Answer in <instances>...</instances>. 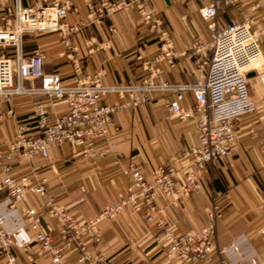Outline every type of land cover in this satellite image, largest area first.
<instances>
[{"label": "crops", "instance_id": "crops-1", "mask_svg": "<svg viewBox=\"0 0 264 264\" xmlns=\"http://www.w3.org/2000/svg\"><path fill=\"white\" fill-rule=\"evenodd\" d=\"M54 0H0V28L10 19L17 4L46 5ZM68 8L64 23L73 30L44 35H26L23 53L30 56L41 52L46 73H58L67 84L78 78H98L104 85L138 83L159 70L158 78L177 85L203 80L205 62L212 56V32L199 10L210 0H138L116 11L113 4L129 0H59ZM140 4L154 12L161 26L146 23L140 15ZM252 18L262 32L264 51V1L239 0L221 5L217 12V29ZM170 30L168 50L164 58L161 32ZM204 44L200 53L190 49L193 38ZM248 90L256 111L235 122V146L219 163L209 167L208 180L199 193L189 197L174 194L179 213L168 217L181 233L198 232L206 225L215 198L219 199V217L215 230L217 249L213 260L226 258L231 262L246 260L264 264V72H252ZM38 81L25 82L26 87ZM158 93L154 101L139 108L117 111L109 125L108 136L97 139V154L89 157L65 143L52 144L49 156L28 160L15 155L0 164V214L15 241L29 242V249L13 248L19 264H52L48 255L39 257L35 242L36 230L26 221V211L35 208L41 215L42 229L60 243L61 226L48 215L49 201L64 206L80 220L96 218L105 205H115L130 192L131 179L124 169L131 164L150 175L153 167L173 164L180 167L184 153L198 142L196 119L181 120L164 108ZM115 95L106 96L104 103L118 102ZM36 103H48L43 95L17 96L12 104L15 116L0 118L1 149L8 151L16 118H26ZM193 94L187 92L183 106H193ZM50 111H66L58 102ZM5 168L15 177L29 176L33 182L44 180L47 195L27 194L24 201L13 206L2 187ZM182 179V174L178 175ZM101 239L88 242L94 256L102 255L112 264H184L171 254L164 236L142 213L125 210L99 224ZM158 237V240L155 239ZM69 253V252H68ZM73 261L72 254H69ZM0 254V264H6Z\"/></svg>", "mask_w": 264, "mask_h": 264}, {"label": "built area", "instance_id": "built-area-1", "mask_svg": "<svg viewBox=\"0 0 264 264\" xmlns=\"http://www.w3.org/2000/svg\"><path fill=\"white\" fill-rule=\"evenodd\" d=\"M138 1V0H135ZM112 5L120 11L135 2ZM239 0H210L199 10L207 28L212 32V56L205 62L203 80L194 84L177 85L158 78L159 70L149 67L150 75L134 84L104 85L98 78H78L67 84L58 73H46L43 55L36 51L30 56L23 53L26 35H44L69 28L64 20L68 8L59 0L46 5L22 6L17 4L10 19L0 28V118L15 116L12 108L3 109V103L12 104L17 96L43 95L50 105L64 102L66 111H50L45 103H36L26 118H16L14 135L7 152L1 149L0 164L15 155L32 159L49 156L52 144L69 143L82 154H97V139L108 136V127L117 111L139 108L154 101L158 93L165 94L159 103L181 120L196 119L198 142L184 153L180 167L161 164L153 167L150 175L131 164L124 169L131 179L130 192L115 205H105L94 219L80 220L51 197L48 215L60 226V243L41 227V215L35 208L26 211L25 219L36 230L35 242L39 257L48 255L52 264H112L102 255L94 256L87 248L88 242H99V224L125 210L140 212L157 226L170 247L171 254L184 264H258L246 260L231 262L226 258L213 260L215 254H225L227 249H217L215 230L219 217V199L215 198L206 225L198 232L181 233L170 224L168 217L179 213L174 194L189 197L199 193L208 180L209 167L229 155L237 140L235 122L256 111L248 90L247 75L264 72L262 32L254 26L252 18L231 23L217 29V12L221 5H231ZM264 1V0H254ZM143 20L153 26H161L146 4H140ZM170 30L161 32L164 58L170 59ZM190 49L200 53L204 44L197 37L190 42ZM38 81V85L26 87L25 82ZM191 92L193 106H183L185 95ZM115 95L118 102L104 103L106 96ZM182 174V179L178 175ZM2 187L10 197L12 206L24 201L27 194L47 195L44 180L33 182L23 175L15 177L5 168ZM158 240V237L155 236ZM29 249V242L15 241L7 228L6 219L0 214V254L7 258L6 264H19L13 248ZM69 252V253H68ZM72 254L73 261H70Z\"/></svg>", "mask_w": 264, "mask_h": 264}, {"label": "water", "instance_id": "water-1", "mask_svg": "<svg viewBox=\"0 0 264 264\" xmlns=\"http://www.w3.org/2000/svg\"><path fill=\"white\" fill-rule=\"evenodd\" d=\"M165 2L167 3V4H169V1L168 0H165ZM252 74H248L247 75V77H249V76H251Z\"/></svg>", "mask_w": 264, "mask_h": 264}, {"label": "rangeland", "instance_id": "rangeland-1", "mask_svg": "<svg viewBox=\"0 0 264 264\" xmlns=\"http://www.w3.org/2000/svg\"><path fill=\"white\" fill-rule=\"evenodd\" d=\"M9 18H11V17H9Z\"/></svg>", "mask_w": 264, "mask_h": 264}]
</instances>
